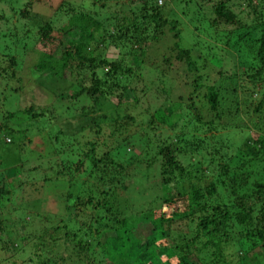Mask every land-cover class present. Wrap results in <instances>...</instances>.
<instances>
[{
  "label": "rangeland",
  "instance_id": "rangeland-1",
  "mask_svg": "<svg viewBox=\"0 0 264 264\" xmlns=\"http://www.w3.org/2000/svg\"><path fill=\"white\" fill-rule=\"evenodd\" d=\"M219 1L81 0L78 7L77 0H0V72L13 57L18 73L20 71L24 76L26 71L22 65L34 63L33 56H25L26 49L36 51L38 48L52 57H58L57 51L64 46L71 49L69 43L78 39V29L71 25L70 20L76 14L85 13V18L90 15L101 25L98 31L97 27L88 29L94 37H86L87 46H84L83 54L94 56L95 59L90 57L93 64L104 59L131 69L130 74L122 78L117 73L113 78L108 77L107 83L102 86L104 94L93 105V111L89 109L91 102L83 95L69 97L79 86H89L90 61H85L77 68L71 65L73 69L70 73L74 76L70 80L67 70L59 77L44 70L38 72V84L30 87L29 91L19 92L21 94H13L15 86L10 84L7 74L0 75V120L14 110L23 114L41 107L47 112V117L55 122L52 132L48 134L40 127L34 131L35 124L27 128L22 118H17L12 124L14 131L10 135L0 130V264H81L75 257L61 258L63 252V257L67 256L64 238L60 231L53 232L52 228L60 227L63 225L60 222L66 221L65 206L77 194H81L78 190L89 180L87 177L85 180V175L89 171L94 175V170H90L91 159L83 166L84 174L78 176L73 172L79 156L88 153L89 143L95 141L97 144L93 149L98 146L100 152L98 148L93 155L100 156L101 152H107L108 157L116 161L131 158L129 162H122V166L134 179H125L124 184H129L131 188L119 199L124 206L133 207V217L136 211L143 209L141 206L146 196H150V199L153 196L168 199L171 195L174 197L173 203L162 207L166 215L174 214L175 219L193 211L196 217L200 212L191 198V190L201 194L209 204L216 202L222 205L223 201L224 204L232 205L233 196L229 195L225 187L229 178L223 176V171H218L221 166H226L230 176L234 173L233 179L241 173L248 174L247 185L240 193L249 194L254 188L253 183H264V162L247 161L239 151L242 146H251L259 134L247 119L257 101L264 99V70L260 72L263 82L253 85L248 77H244V73L249 72L237 68L238 64L234 60L238 58L236 53L237 57L232 55L229 59L222 56V53L231 54L233 49L229 48L227 53L220 50L219 45H223V42L221 39L215 40L210 25L215 23L217 29L225 32L235 29L236 25L212 22V18H215L212 11ZM250 1L251 5H247V0L229 1L227 7L241 23L249 25L251 19L255 18L253 24L257 25L264 21V8L256 5L257 0ZM60 2L62 6L59 9ZM63 5L72 7V11L66 14V6ZM25 8L30 10L31 15L34 14L32 20L20 13ZM141 13L146 14V23L140 29L142 37H145L144 42L137 45L141 47L142 54L135 44L114 42L117 35L115 27L118 26L115 23L127 27L128 35L132 21L141 26ZM164 20L166 23L162 22ZM43 22L49 23L51 27L46 38L40 31ZM170 24L180 30L178 47L189 50L191 60H197L199 56L196 45L206 48L209 58L214 48L219 51L209 65L202 66L197 62L200 68L197 74L202 77L198 87L194 86L196 73L188 69L183 60H176L177 53L170 50L173 42ZM109 31L113 36H107L106 32ZM105 65L108 67L107 63ZM97 73L101 72L97 70ZM208 86L218 93L216 113L222 120L219 125L205 101L200 99ZM244 101L252 104L246 106ZM191 103L196 112L185 108ZM156 110L155 115L165 117L166 121L160 123L154 120L155 125H149L148 120ZM194 113L200 114L203 120L212 118L214 128L208 130L204 126L194 130L195 122L191 119L195 118ZM261 113L264 118V112ZM94 118H105L103 122H98V130L92 121ZM111 127H118V130L110 134ZM190 132L195 134L192 146L198 150L186 162L183 153L186 140L192 137ZM181 133L188 137L181 138ZM121 138L124 139L120 141ZM176 139L180 141L172 154L176 160H180L183 168L181 172L173 170L163 175L167 181L163 185L156 161H152L149 155L156 152L157 145L167 144L170 140L175 142ZM111 146L117 147L112 149ZM142 150H149L146 157L143 154L136 156ZM236 150L242 160L240 156L236 157ZM241 163V167L233 171ZM98 195L108 196L96 192L88 196L81 194L80 199L95 200L100 197ZM112 196L114 194L109 197ZM98 211L101 216L106 214L102 209ZM178 227L184 230L182 226ZM139 229L145 233V226L140 225ZM236 230L238 227L231 230V237L235 236ZM143 234L139 235L142 240ZM39 235L42 237L39 238ZM236 241L233 238L228 241V246L222 244L221 264H260L264 259V241L255 239L253 247L250 242ZM210 249H204L199 256L211 254ZM97 250H94V260L89 264H106L108 258L103 259L100 254L97 256ZM241 253H246L250 261L242 262L239 258ZM148 257L150 264H163L155 255L148 254ZM192 260L198 263L194 256ZM138 263L136 261L135 264Z\"/></svg>",
  "mask_w": 264,
  "mask_h": 264
},
{
  "label": "trees",
  "instance_id": "trees-1",
  "mask_svg": "<svg viewBox=\"0 0 264 264\" xmlns=\"http://www.w3.org/2000/svg\"><path fill=\"white\" fill-rule=\"evenodd\" d=\"M79 1L81 2V0ZM79 1L77 0L78 7L80 4ZM229 1L236 0H220L217 2L212 11L215 15V18H212V22L220 21L225 24H235V29L229 32L221 31L217 29L216 25H214L215 23H213V25H210L212 28L211 34L215 37V40H222L223 45H219L220 50L227 53L229 48L233 49L231 54L222 53V56L225 58L232 57V55L233 57L238 56V58H234L239 66H237V68H239V70L245 69L248 71L249 73H244V77H248L250 82L255 85V82H263L260 72L264 70V21L254 25L253 22L256 21V19L252 18V24L249 23V25H246V23H241L235 13L228 9L227 3ZM257 3L256 5L264 8V0H257ZM27 4H29V2ZM61 4L60 2L58 6L59 9L60 6H62ZM247 5H251L250 0H247ZM63 6H66V14L72 11V7L70 8L68 5ZM29 11L30 10L25 8L20 11V13L32 20L34 14L31 15L32 13ZM62 11H64V8ZM85 14H76L73 18L70 16V18H72L70 20L71 25H75L78 29V39L69 43V45L72 46L71 49L67 46L62 47L57 51L58 57H52L47 52L41 51L38 48L36 51L26 49V52H24L25 56H33L34 63L27 66L22 65L25 67L26 71L24 76L21 75L22 73L20 71L18 73L17 64L13 57L9 59L7 64L3 65L4 67L1 69L2 72H0V75H2V73L7 74L11 82L10 84L13 83L12 85L15 86L13 94H21L19 92H23V90L25 92L29 91L31 90L30 87L36 86L39 82L38 72L44 70L50 75L59 77L67 70L68 80H70L74 76V74L71 75L70 73L73 69L71 65L77 68L78 66H82L85 61H90L88 64L89 86L85 88L79 86V89L69 97L76 98L83 95L91 102L89 109L93 111V105H95L98 98L101 97L100 95L104 94L102 86L107 83L108 77L113 78L119 75L122 78L124 75L130 74L131 69L126 65L121 67L117 62L110 63L104 59H99L96 64H93L91 58L95 59V57L90 55V58L83 54V48L87 46L86 37L91 39L94 37L93 33L88 31V29L97 27L96 31H98L101 25L98 20H93L90 15H88V18H85ZM140 18L142 22L140 23L141 26L136 25L134 21L129 24L131 30H129L128 35L127 27L120 23H115V26H118L115 27L117 35L115 36L114 42L116 41V43L119 42L123 44L124 42H128L136 46L144 42L145 37H142L140 29L142 25L146 23V14L141 13ZM162 22L166 23V20ZM255 29H257V31H252ZM50 30L51 27L49 23L43 22L42 25H40V31L44 38L47 37ZM169 32L171 33V38H173L170 50L177 53L176 60H183L187 68L193 70L194 74L196 73L194 75V86H200L202 77L197 74L200 69L197 62L202 66L206 64L209 65L211 59L216 55V52L219 51L214 48L213 53H211L212 57L209 58L207 57V49H202L196 45V51L199 53V56L197 60H191L189 50H183L178 47L180 30L174 28L173 25L170 24ZM106 33H108L107 36H113L110 31ZM252 43L256 44V46ZM137 47L142 54L141 47ZM235 53L237 56H235ZM49 57H51V60H49ZM75 60H78V62L75 63ZM106 63L108 67L105 65ZM97 70L101 73L98 74ZM117 81L119 82V80ZM194 90H192V92H194ZM263 92L264 91H262V93ZM262 97H264V93ZM200 99L205 101L212 116L217 120L219 125L222 120L216 113L218 105L217 91H215L213 87L208 86L206 93L201 95ZM248 101H244L243 104L250 106L252 103ZM187 106L188 107H185L187 110H189L188 108L194 110L192 103ZM158 110L151 115V118L148 120L149 125H155L153 122L154 120L165 123V117H161L157 114L155 115ZM194 111L196 112V110ZM261 112H264V99L258 100L252 114H248V123L254 127L259 134L252 142L251 146L245 145L239 148L241 155L243 154L247 161L264 162V118ZM18 113L17 110H14V112H9L6 116H3L2 120H0V130H4L10 135L14 131L12 124L16 122L17 118H22L26 121L27 128L35 124L34 131H36L37 127H40L44 129L47 134L52 132L55 122L53 119L47 117V112L42 110L41 107H36V110H28V112L23 114ZM193 116L195 118L193 119L191 117V119L195 122V125L194 122L192 123L195 127L194 130L202 129L204 126H206L208 130H211V127L214 128L212 118L203 120L198 113H194ZM104 120L105 118H94L92 120L97 130L99 128L98 122H103ZM17 129L19 128L17 127ZM117 130L118 127H111L109 133L113 134L114 131ZM97 132L98 131H96V133ZM190 134L192 137L186 140V148L183 153V159H185L186 162L190 159V155L198 150L193 147L194 144L192 142L195 134L194 132H190ZM183 136L185 135L181 133L180 137L183 138ZM123 139L124 138H121L120 141ZM179 141V139H176L175 142L170 140L167 144L157 145L156 152L149 155V157L153 158L152 161H156L155 164L159 168L158 174L163 185L167 183L163 175L173 170L182 171V163L180 164V160H176L175 156L172 154ZM203 142L205 143V141ZM95 144H97L96 141L94 143H89L88 153H83L82 156H79L73 173H76V175L78 174V176L84 174L85 170L83 166L91 159V161H89L91 162L90 170H94V175H91L89 171L88 175H85V180L87 178L89 179L88 181L86 180L88 183H85L84 180L83 183H85V185L81 186V190L78 191L85 196L96 192H98V194L105 193V195L108 196L98 195L100 197L95 200H83L82 198L80 199L81 194L79 193L74 197V200H70L69 204L65 206L67 212L66 221L64 222V220H62V222H60L63 224L60 226L61 228L59 226L52 228L53 232L60 231L62 233L61 236L64 238L63 243L67 250V256L63 257V252L61 258L64 259L68 257V259H71L75 257V260H78L81 264L83 262L84 264H89L90 261L92 262V260H94L93 253L97 248V256L100 254L99 256L103 259H106V257L109 259H106V264H135L136 261L137 263L139 261L138 264H150L148 254L150 256H157L163 264H221L220 262H222L223 259L221 254V249L223 248L222 244L228 246L229 244L227 243L231 239L234 238L237 240L236 242H238V239L250 242L251 247L255 246V239L264 241V183H253L252 185L254 188H252L249 194L240 193L239 191L244 189L247 185L248 174L241 173L237 178L233 179L234 173L231 174V177L229 171L225 169L226 166H221V170L219 168L218 171H220V173L223 171V176L229 178L225 184L226 186H224L228 190L229 195L233 196L234 202L232 205L224 204L223 201L222 205L216 204V202L209 204L207 199H203L201 194H198L196 191L192 192L191 190V198L196 203L197 209H199L198 211L200 212V215L196 217L193 216V211H189L188 214H183L175 219L173 217L174 214L166 215L162 211V207H167L173 203L174 197L172 195L168 199L160 196H153V198L150 199V196H146V201H144V205L141 206L143 209L139 212L136 211V216L133 217V207L127 206V204L124 206L119 199L120 195L124 196V193H127L131 188L129 184H124L125 179L127 178L132 181L134 179L133 175L127 172L122 166V162H129L131 158L127 157L124 160L122 159V161H116L108 157L109 154L107 152H101L100 156L93 155L94 151L99 148L96 146L93 149ZM114 147L117 146H111L112 149ZM188 148L190 150H188ZM98 151L100 152V148ZM148 151L142 150L138 152L136 156L143 154L144 157H146ZM237 151L238 150H236V157H239L240 153H237ZM135 157L132 159L134 160ZM156 157H160V159L157 160ZM239 158L242 160L241 156ZM144 159L146 161V158ZM241 165L242 163L237 165L233 171L240 168ZM105 168L106 170H104ZM215 188L214 186L213 190H215ZM110 194H114V197H109ZM82 206H84V208H82ZM124 208H126V211ZM99 209H102L106 214L101 216L98 211ZM176 221H182L183 224H177ZM67 224H69L68 227ZM140 225L145 226V233L140 231ZM178 226H182L184 230H180ZM235 227H238V230H236L235 236L231 237L233 236L231 230H234ZM53 232H51V234H53ZM140 233H144L143 240L139 237V235H141ZM42 235H39V238H41ZM111 236L113 237L111 238L112 240H110ZM208 247L211 248L210 250L212 253L208 255L204 253L203 256H199V254ZM241 247H243V245ZM192 256L197 259L196 261L198 263L193 262ZM239 258L242 262L250 261L246 253H241ZM260 264H264V259H262Z\"/></svg>",
  "mask_w": 264,
  "mask_h": 264
}]
</instances>
